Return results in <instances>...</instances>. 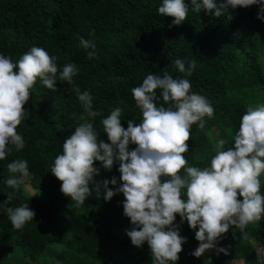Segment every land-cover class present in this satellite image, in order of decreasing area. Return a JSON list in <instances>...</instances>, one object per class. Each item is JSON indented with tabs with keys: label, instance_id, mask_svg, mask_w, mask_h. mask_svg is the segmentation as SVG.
<instances>
[{
	"label": "trees",
	"instance_id": "obj_1",
	"mask_svg": "<svg viewBox=\"0 0 264 264\" xmlns=\"http://www.w3.org/2000/svg\"><path fill=\"white\" fill-rule=\"evenodd\" d=\"M161 4L162 0H0V53L16 62L31 47L40 46L57 57L58 67L75 63L79 69L75 84L92 95L93 109L99 113L88 119L94 120L105 142L110 141L102 120L115 107L123 109L125 128L129 119L142 120L131 89L147 74L163 75L166 69L174 78L183 76L175 60H196V69L187 77L191 91L208 98L214 115L204 117L202 128L191 126L189 150L183 155L186 167L204 168L210 166L220 139L225 140V148L232 146L242 115L264 104V21L257 18V5L226 9L220 17L195 12L189 5L186 20L172 25L174 17L158 13ZM81 36L95 42L94 57L89 58L80 45ZM24 107L30 117L17 131L26 141L25 148L13 149L0 160V202L6 200V193L15 192L8 206L29 204L36 215L23 229H16L0 209V264H153L147 242L137 247L126 235L132 225L123 214L122 193L107 201L103 185L99 194L91 185L84 204L69 206L70 198L60 190L62 181L51 172L65 138L84 122L74 88L57 81L53 91L38 78ZM16 159H26L30 172L18 190L5 183L14 175L8 164ZM94 163L100 168L95 181L115 176L119 182L118 163L110 170L100 161ZM179 174L183 176L184 169ZM260 180L264 192V175ZM182 198L187 199L186 189ZM175 223L186 237L176 264H261L264 260L252 244L264 247V220L243 230L231 225L217 242L227 254L213 249L201 257L191 254L199 244L196 230L181 222L179 214Z\"/></svg>",
	"mask_w": 264,
	"mask_h": 264
},
{
	"label": "clouds",
	"instance_id": "obj_2",
	"mask_svg": "<svg viewBox=\"0 0 264 264\" xmlns=\"http://www.w3.org/2000/svg\"><path fill=\"white\" fill-rule=\"evenodd\" d=\"M189 5L195 12L203 10L215 17L226 9L257 5V18L264 21V0H190V4L185 0H162L158 13L174 17L172 25H180L187 18ZM79 42L89 58L96 55L92 39L81 36ZM196 66L194 59L177 58L175 68L183 76L174 78L166 69L163 75L147 74L139 86L131 89L142 120L136 123L129 119L125 128L121 123L123 109L115 107L102 120L110 141L105 142L99 138L94 120L88 119L99 113L93 109L92 95L81 92L75 84L79 71L75 63L58 67L57 57L40 46L31 47L16 62L0 53V160L13 149L25 148L26 141L17 126L30 117L24 105L37 79L53 91L57 90V81L67 82L84 109V122L65 138L51 172L62 181L60 190L70 198L69 206L84 204L91 195V185L99 194L102 184L107 201L122 193L123 214L132 225L125 230L126 235L134 246L142 247L147 242L153 264H176L180 259L186 237L175 223L177 214L181 222L187 221L193 230L198 228L195 239L199 244L192 255L201 257L213 249L227 254V249L217 247V242L231 225L243 230L250 223L264 220L260 180L264 175V104L250 107L242 115L232 146L225 148V140L218 141L210 166L186 167L188 161L183 154L189 150L186 141L191 136V126L198 124L202 128L204 117L214 115L208 98L191 91L192 83L187 77ZM160 100L164 103L158 104ZM132 144L136 147L130 150ZM96 161L108 170L118 163L119 182L115 176L95 181L100 172ZM8 169L14 175L5 183L18 190L30 175L28 161L16 159ZM181 169L183 176L179 174ZM185 189L187 199L182 198ZM14 195L15 192L6 193L0 209L7 212L14 228L23 229L36 213L29 204L9 207Z\"/></svg>",
	"mask_w": 264,
	"mask_h": 264
},
{
	"label": "rangeland",
	"instance_id": "obj_3",
	"mask_svg": "<svg viewBox=\"0 0 264 264\" xmlns=\"http://www.w3.org/2000/svg\"><path fill=\"white\" fill-rule=\"evenodd\" d=\"M28 178H29V177H28ZM28 178H27V179H28ZM28 191L30 192V190H28ZM196 230H198V228H197ZM252 244H254L253 247H254V249L256 250L257 255L260 256V255L264 254V247H263V246H261V245L255 243L254 241L252 242ZM235 263H237V264H241V262H235ZM28 264H33V263H28Z\"/></svg>",
	"mask_w": 264,
	"mask_h": 264
}]
</instances>
